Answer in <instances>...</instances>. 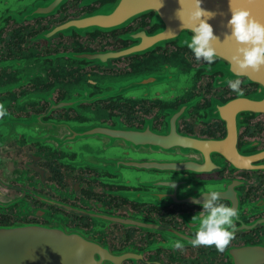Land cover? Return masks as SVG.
Returning <instances> with one entry per match:
<instances>
[{
    "label": "flooded vegetation",
    "instance_id": "af4514ba",
    "mask_svg": "<svg viewBox=\"0 0 264 264\" xmlns=\"http://www.w3.org/2000/svg\"><path fill=\"white\" fill-rule=\"evenodd\" d=\"M115 3L0 0V227H64L87 250L106 246L101 264H264V71L198 61L154 13ZM156 73L164 87L144 86ZM123 77L113 94L107 81ZM237 78L242 97L226 83ZM172 126L213 145L144 152L88 135ZM204 188L239 209L224 253L190 243Z\"/></svg>",
    "mask_w": 264,
    "mask_h": 264
},
{
    "label": "water",
    "instance_id": "95a60500",
    "mask_svg": "<svg viewBox=\"0 0 264 264\" xmlns=\"http://www.w3.org/2000/svg\"><path fill=\"white\" fill-rule=\"evenodd\" d=\"M113 12H127L132 15H142L146 13H154L162 24V31L168 36L178 38L183 41L189 39L192 33L185 27H182V21L177 16V11L181 8L179 0H161L163 7L160 8V0H115ZM239 7L249 9L256 19L264 22V0H237ZM230 0H203L202 7L208 11L215 12L213 19L209 20L213 26L214 33L220 38V42L216 43L218 55L221 54L225 60L231 62L234 53V46L229 41H224L225 33L229 30L226 27L227 21L231 18L229 10ZM190 5H185V19ZM121 10V11H120ZM111 12V8L99 12ZM118 20V19H117ZM171 36V37H170ZM182 44V43H180ZM183 46H186L183 44ZM168 73V72H167ZM166 73V76L168 74ZM242 72H239L241 74ZM164 74L156 73L155 76H150L147 81H144V86L149 83H157L160 87H164L166 79ZM127 77L108 80L110 85L109 90L113 94L121 95L127 92L126 82ZM139 85L142 88V82L139 80ZM147 89L144 92L145 97L151 95ZM93 136L92 144L99 145L100 141L105 139H113L120 142L125 147L126 145H137L144 152H149L152 149L151 142L173 140L183 142V147L187 149L201 144L206 147H211L213 141H202L196 137L183 135L173 126L165 133H157L150 128L144 131L122 130V131H103L95 130L88 133ZM104 136V137H103ZM109 136H112L110 138ZM115 141V142H117ZM116 146L117 143H115ZM100 146V145H99ZM97 147V146H96ZM109 146H106L108 148ZM180 147V146H178ZM100 149L101 147H97ZM105 149V148H104ZM118 150L121 148L118 146ZM109 150V149H105ZM196 172V170H191ZM64 227L55 225L40 227L37 225L16 224L8 227H0V264H101V256L104 252L106 260L111 261L108 248L96 243H93L90 250L85 249L83 257L76 256V250L84 243H76L72 239L71 233H65ZM75 237V236H74Z\"/></svg>",
    "mask_w": 264,
    "mask_h": 264
},
{
    "label": "clouds",
    "instance_id": "9594fccd",
    "mask_svg": "<svg viewBox=\"0 0 264 264\" xmlns=\"http://www.w3.org/2000/svg\"><path fill=\"white\" fill-rule=\"evenodd\" d=\"M181 8L177 11L178 18L182 21L183 29L192 33L190 40L185 39V44L192 51L198 61L209 65L218 59L216 43L220 38L215 35L213 26L208 23L216 15L202 7L203 0H179ZM185 5H190L185 19ZM237 0H230L229 10L231 18L226 27L224 41H229L234 46L233 62L242 72L264 71V22L256 19L252 12L237 6ZM163 4L160 0V8ZM228 87L238 96H243L242 80L228 79ZM7 109L0 104V118L7 115ZM201 199L193 198V203L201 204L202 211L192 218L196 227L194 238L190 241L193 247H214L219 253H224L235 239L236 222L239 219V209L223 203L227 194L213 188H204L200 192ZM175 250H183L184 244L177 240L173 244ZM85 248L81 246L76 250V256L83 257Z\"/></svg>",
    "mask_w": 264,
    "mask_h": 264
}]
</instances>
